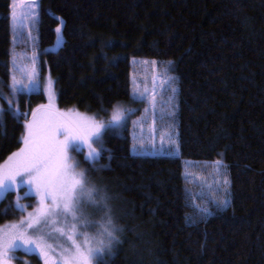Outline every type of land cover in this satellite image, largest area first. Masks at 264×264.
<instances>
[{
  "label": "trees",
  "instance_id": "16d2710c",
  "mask_svg": "<svg viewBox=\"0 0 264 264\" xmlns=\"http://www.w3.org/2000/svg\"><path fill=\"white\" fill-rule=\"evenodd\" d=\"M37 2L38 64L52 75L62 107L107 117L116 101H131V56L168 61L174 69L177 154L132 151L124 125L119 131L104 130L96 167L105 169L92 171L81 158L86 176L107 197L118 229L119 243L103 264H264V157L238 160L231 149L232 73L243 65L264 67V0ZM11 46L10 0H0L2 90H9ZM0 99L1 161L21 145L23 121L44 94L17 91L11 112ZM17 112L22 113L18 118ZM182 159L220 160L226 166L231 201L226 253L187 255L190 207ZM13 192L0 201V223L20 214L10 207ZM26 255L31 264L40 263L37 255Z\"/></svg>",
  "mask_w": 264,
  "mask_h": 264
},
{
  "label": "rangeland",
  "instance_id": "374dc122",
  "mask_svg": "<svg viewBox=\"0 0 264 264\" xmlns=\"http://www.w3.org/2000/svg\"><path fill=\"white\" fill-rule=\"evenodd\" d=\"M91 4H108L117 0H85ZM31 0H10V25L12 32V46L10 53V76L9 90L0 89V95L5 99L6 105L8 101H13L16 97V92L23 86L25 91L40 89L44 94V100L39 102L33 108L31 115L23 121V136L26 135V125L33 120V112L36 113V118L39 119L42 115L49 111L58 110L60 112H68L69 110L78 111L81 114L89 117H95L96 120L105 124L111 120L113 113L117 108L124 111L125 116L122 122L110 126L109 129L121 130L124 125L129 130L131 139V150L144 153H169L177 154V137L175 125L173 121V112L175 106V92L169 91V88H175V79L169 82L168 85H163L162 82L169 76L174 78V75L166 69H169L168 61L156 60L149 57L131 56L130 63V100L127 102L116 101L109 109L107 117L97 115L93 111L79 109L75 106L62 107L58 105L56 99V89L53 82V77L46 68L40 70L38 64V53L36 50V35L35 24L31 23V12L34 10L37 13L38 2L36 7L30 9ZM19 17L22 13L28 14V19L23 21V29L19 21H14L13 12ZM148 61L149 63H143ZM158 62L157 64L151 63ZM233 90H234V107H233V122H234V137L232 141V156L234 159H256L264 157V67L257 65H243L235 69L232 73ZM155 79V106L147 99L141 100L138 96H134V88L139 86L143 89L145 86L149 88L150 95ZM19 81L16 89L12 88L13 82ZM51 80V86H49ZM42 108L41 106H49ZM0 108H2V100L0 99ZM131 109L132 111H128ZM148 109V111H145ZM143 141L144 147L141 148L140 142ZM175 141V144L172 143ZM136 145L134 148L133 145ZM100 143H92V147L98 149ZM24 147L23 141L21 145L13 152L6 155L1 161L0 166L4 165L5 161L13 153ZM88 145L83 146V155H78L75 151L70 150V163H78L76 171H84V166L81 164V158H85L88 153ZM217 160H189L182 159L183 175L185 180L186 196L190 207L187 214L186 233H187V255L201 256L212 253H226L228 249L230 214L228 207L220 210L216 205L211 203L212 196L217 199H228L229 189L226 185H217V180H222L227 176L226 166L222 162L217 173L215 165ZM87 177V176H86ZM89 186H95V180L88 178ZM222 188H227V192ZM13 203L18 198L24 196V190L16 187L13 190ZM191 194V201H190ZM30 200V199H29ZM19 199L22 205H31L26 207L24 211H20L18 217L7 219L0 223V234L11 223H17L24 220L29 212L38 206L39 197L31 199ZM200 206H208L212 210V215L202 216L199 213ZM84 215L93 221L100 222L102 217H98L101 212L94 207L85 206L83 208ZM58 227L62 225H57ZM50 229H45L49 231ZM89 236H97L98 228L83 229ZM29 235L35 239L41 233L29 232ZM102 237L97 236V239ZM47 243L56 245L57 241L48 239ZM91 246H98L95 241ZM114 246V245H113ZM113 248V247H112ZM24 250V249H23ZM26 251V250H25ZM59 249H57V253ZM56 255V253H50ZM42 263L44 259L41 256ZM92 264H96L93 259ZM161 264H184V260H166Z\"/></svg>",
  "mask_w": 264,
  "mask_h": 264
},
{
  "label": "snow or ice",
  "instance_id": "6c2138e0",
  "mask_svg": "<svg viewBox=\"0 0 264 264\" xmlns=\"http://www.w3.org/2000/svg\"><path fill=\"white\" fill-rule=\"evenodd\" d=\"M30 9L36 7V0H31ZM38 13L31 12V23L37 22ZM14 21L18 20L21 33L23 21L28 19V14L22 13L19 17L13 12ZM63 24V21H61ZM59 38L61 28H56ZM143 63H149L144 61ZM154 65L158 62L152 61ZM171 65V62H168ZM174 69H166V72ZM174 78L169 76L162 82L168 85ZM19 81L13 82L12 88L16 89ZM49 80V86H51ZM29 86L19 88V91ZM155 79L153 87L141 89L139 86L134 88V96L141 100H149L155 106ZM174 93V87L169 88ZM9 111H12V101H8ZM48 108L49 106H41ZM128 111H132L129 109ZM148 111V109H145ZM4 112L0 108V117ZM174 114V113H173ZM18 118L22 113H14ZM125 113L117 108L107 124L98 121L95 117H89L78 111L69 110L60 112L58 110L46 112L39 119L33 112V120L26 125V135L23 138L24 147L13 153L0 166V201L6 194L12 192L16 187L24 190V196L18 198L10 207L17 211H24L31 205H22L19 199H33L39 197L38 206L29 212L24 220L11 223L0 234V264H9V253L24 249L28 253L41 256L44 264H92L93 259L97 264H103L105 254H110L114 243H119L116 235L117 225L114 223L113 214L107 204V197L102 194V189L89 186L84 171H76L78 163L69 161V151H75L78 155H83L84 144L88 145V153L85 156V163L89 164L92 171L103 170L107 166L99 164L103 148L98 151L92 147V143H101L104 130L114 124L122 122ZM175 144V141H172ZM141 148L144 147L143 141L140 142ZM135 148L136 145L134 144ZM217 173L222 165L220 160L215 161ZM217 185L230 186V181L225 175L222 180L216 181ZM227 192V188H222ZM191 201V194H190ZM211 203L220 210L227 208L230 199H217L212 196ZM85 206L94 207L97 211L103 212L104 216L100 222L89 220L83 212ZM199 213L202 216L212 215V210L208 206H200ZM7 214V211L5 213ZM57 225H62L58 227ZM98 228L97 236H89L83 229ZM45 229H50L45 231ZM29 232H38L35 239ZM48 239L56 240L57 243H47ZM98 245L91 246L92 242ZM57 249L59 252L57 253ZM56 253V255H50ZM11 259H18L15 255Z\"/></svg>",
  "mask_w": 264,
  "mask_h": 264
},
{
  "label": "flooded vegetation",
  "instance_id": "af4514ba",
  "mask_svg": "<svg viewBox=\"0 0 264 264\" xmlns=\"http://www.w3.org/2000/svg\"><path fill=\"white\" fill-rule=\"evenodd\" d=\"M28 254V252H26L23 249L17 250L14 253H9V264H31L29 257L26 255ZM15 255L16 257H18V259H11V256ZM40 259V263L39 264H43L42 263V259Z\"/></svg>",
  "mask_w": 264,
  "mask_h": 264
}]
</instances>
